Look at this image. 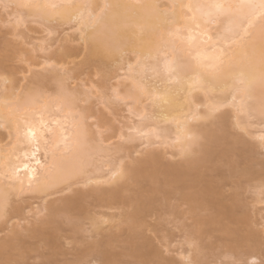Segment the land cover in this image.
Masks as SVG:
<instances>
[{
    "label": "bare ground",
    "instance_id": "obj_1",
    "mask_svg": "<svg viewBox=\"0 0 264 264\" xmlns=\"http://www.w3.org/2000/svg\"><path fill=\"white\" fill-rule=\"evenodd\" d=\"M3 2L10 5L70 2L77 6H99L96 9L97 12L103 5L110 3L147 6L129 7L124 10L123 25L118 34L112 37L111 49L88 52V58L85 61L86 64L103 63L107 66L108 75L110 74V66L115 65L118 70L124 72V75L119 76V78L122 77L130 83L128 90L118 101L128 100L131 102L132 106L129 105L130 113L138 120L137 124L123 126L125 135L131 130L134 137L125 144L140 142L141 147L146 149L145 156L136 160L138 163L131 178L126 180L127 183L136 184L138 190L131 198H124L123 192L126 190V183L122 186L119 178L110 180L111 173L103 171L106 166L98 158L91 173L93 181L88 187L92 184L96 186H91L92 189L89 194L77 193L70 200L63 197L43 209L48 212L46 225H49L52 233L59 231L61 229L60 224L64 221L68 224L71 223L69 225L73 233L81 231L80 223H76L73 217L86 213L83 207L85 197L97 200L100 206L108 210L118 204L132 205L134 207L132 213L125 214L126 224L133 238L128 254L140 261H146L150 257L149 254L140 244L134 242L133 236L139 235L137 227L143 225L142 217L151 212L152 203L155 201L151 194L163 191L160 186H153L152 188L149 186L151 183L154 185L153 182L160 181V179H163L162 182L164 181L165 190L172 189L182 199L192 203L193 209L209 205L217 207L219 213L230 214L234 212L235 200L232 203H225L215 199L216 196L213 195L216 194V188L211 181L212 179L207 177L205 173L207 170L220 172V167L226 166L229 176L232 177L233 173L238 170V164L250 160L256 153V148L246 141L240 142L231 137L229 133L231 124L228 114L214 124L206 118V113L214 104L211 97L225 94V81H229L227 88H231L230 78L232 76L239 75L241 72L259 75V56L257 55L255 60L247 58L245 50L248 46L233 43L234 63L231 67L226 66L221 70L222 78L215 81L216 86H210L207 89L198 86L194 81L202 80L203 77H213L211 59L221 46L217 42V29L220 27V21L224 18L221 16L216 19V22L209 23L210 9L190 12L187 6L189 4L239 3L240 0H3ZM17 8L26 9L29 18L36 14L35 9ZM75 11H83L87 16V9L80 7L77 9H58V23L62 26H71V29L77 32L80 26L76 25L74 28L73 22L69 20V16ZM8 14L9 17H15L17 20L20 17L14 11ZM20 19L23 21L22 16ZM260 27L257 25L252 29L254 38L259 36ZM161 37L165 41L174 43H171V46H161L158 43ZM78 39L80 40L79 34ZM227 46V43L224 44V47ZM66 50L73 52L72 48ZM127 53L133 55L131 60L125 59L124 55ZM44 60L42 65L51 67L52 58L47 57ZM166 60L174 62L171 65L173 71L177 67L175 61L189 63L191 70L187 74L172 75V71L166 67ZM129 65L133 67L129 69ZM62 69L54 71L51 78H38V83H43L48 79L55 80L57 85L56 97L51 98L43 94L42 97L22 100L18 105L13 101L6 106L7 100L12 98L13 86H8V84L0 81V129H4L10 139L7 144H2L3 141L0 140V174L3 172L14 173L12 180L0 182V193L7 195L8 207L12 203L13 197L18 198L27 195L41 197V200L44 201V199L46 200L49 196L57 193L44 186L45 162H51L53 145L59 142L61 137H71L77 124L84 126L85 116L79 110L82 94L70 90L69 85L64 83L58 74ZM29 72L32 71L29 70ZM61 81H63L62 87ZM145 103L148 105H144ZM239 104L240 99L238 98L237 105ZM230 108L235 113L234 118H239L242 126L252 125L244 112H238L237 107ZM89 119L87 118V122ZM207 122L210 124L207 125ZM217 125L224 129L223 134L218 132ZM260 128L261 130L257 129L255 133L250 134L254 135L255 138L259 137L264 133V126L261 125ZM29 129L33 134H28ZM117 136L119 137V134ZM118 140L120 142L119 138ZM157 140H160L161 144L167 148L176 149L177 155L183 159V163L169 165L168 168L162 169L159 166L160 157L151 150ZM104 144L108 145L109 140H105ZM124 147L118 149L116 147L113 150L121 152ZM37 161L40 163L38 164ZM25 164L28 165L27 168H25ZM108 165L112 166L110 163ZM238 173L245 178L255 174L250 166H246ZM36 177L41 178L39 182H36ZM30 181L32 182L31 186ZM102 183L112 187L109 189L98 187ZM145 184L146 186L148 184L150 189L147 190L148 187ZM93 221V229L99 232V225L101 223L102 226L104 222H98V219L95 220V218ZM223 230L228 232L226 228ZM45 233L41 226H37L29 231L28 236L31 238L39 237ZM233 233L236 234V230ZM252 234L249 233V237ZM253 236L255 235L253 234ZM106 237V241L101 240L88 245L86 251L89 252L88 256L93 257L92 264L117 263L115 262L116 255L111 250L112 243L117 237L114 234ZM53 239L52 241L47 240V242L49 241V245L54 247L56 238ZM243 240L246 241L248 238L243 236ZM26 244L24 236L17 232L11 240L0 244V260L10 258V254L14 251L18 252V256L22 259L24 257L22 254L25 253L19 252L21 249L25 250L26 253L35 249L34 245L33 248L25 249ZM251 253L250 260L252 257H256L254 252Z\"/></svg>",
    "mask_w": 264,
    "mask_h": 264
},
{
    "label": "rangeland",
    "instance_id": "obj_2",
    "mask_svg": "<svg viewBox=\"0 0 264 264\" xmlns=\"http://www.w3.org/2000/svg\"><path fill=\"white\" fill-rule=\"evenodd\" d=\"M10 9L6 11L0 7V75L8 77L10 81L7 83L8 86H13L11 82L13 77L24 79L26 77L25 70L28 72L31 70V80L38 83V78H51L54 71L63 68L61 72L57 73L64 80V83L69 85L70 90L82 94L79 110L84 116L87 115L88 119L91 117L88 120L89 124H92L93 119H98L101 125L111 123L117 128V135L121 125L126 127L133 123L137 124L138 120L130 113L131 102L128 100L118 101L119 98L121 100L130 84L124 78H119V76L124 75V72L118 70L115 65L110 66V74H107V83L104 85L107 95H101V98L97 99L99 90L90 92L96 76L95 66L91 68L90 76L87 70L89 64L85 63L88 52L81 47L78 32L72 30L71 26H62L57 22L55 35L47 37L48 40L55 42L51 44L47 52H42L40 49L46 39V29L31 17H27L26 9L17 7ZM12 11L16 12L18 16H22L23 21L20 17L18 20L15 17H9L8 13L11 14ZM57 45H62L64 50L72 48L73 55H61V50H58ZM21 55L26 57L23 64L18 62V57ZM47 57L52 58L51 67L42 65ZM124 57L131 60L133 55L127 53ZM38 84L46 96L56 97L57 85L55 80L48 79V81ZM29 86L31 87V84ZM113 90H116L121 96H115ZM144 105H148V103ZM132 109L134 110V108ZM226 111L231 124L229 128L231 137L240 142L246 141L256 148V153L252 157L248 154L251 159L240 162L237 167V172H239L246 166H250L255 173L254 175H248L245 178L234 172L231 177L226 166H219L220 172L207 170L205 173L207 177L212 179L211 181L216 188V194L213 195L216 196L215 199L225 203H232L235 200L234 212L230 214L219 213L217 207L209 205L193 209L192 203L182 199L172 189L167 188L168 190H165L163 179L157 181L158 183L153 182L156 185L149 184L151 188L160 186L165 192L151 194L155 198L151 212L142 217L143 225L137 227L139 235L133 236L134 242L140 244L150 256L146 261H140L128 254L133 238L126 224L125 214L132 213L134 208L132 205L118 204L108 210L100 206L97 200L85 197L83 207L86 213L73 217L76 223H80L81 231H77L78 234L73 233L71 223L69 225L64 221L60 224L61 229L55 231L56 234L53 232V234L49 225H46L48 212L43 209L63 198L62 193H54L44 201L41 200V197L27 195L18 198L13 197L7 216L0 219V244L11 240L18 232L24 236L27 243L25 249L33 248V245L35 249L29 252L27 249L28 253L23 249L18 250L25 253H21L22 256L24 255L22 259L18 256V252L14 251L10 254V258L0 260V262L3 264H8L9 261H18L19 264H92L93 257L88 256L89 252L86 251L88 245L101 240L106 241V236L114 234L117 239L113 241L111 250L116 255V264H153L154 261L161 260L166 261L167 264H182L183 259L188 257L190 253L202 260H216L218 262L224 259L226 260L225 264H233V262L235 264H249L251 252H254L264 264V227H262L264 226V199L261 198L259 190L261 180L264 179V152L260 148L259 141L250 134L255 133L257 129L261 130V124L257 119L251 123V126L246 125V133H241L239 130L233 131L232 124L236 121L235 113L232 112L231 108ZM209 124L207 122V125ZM95 127L94 125L93 128ZM7 134L4 129H0L2 144H7L10 141ZM118 138V136L111 138L112 144L115 145L114 149L125 147L121 152L113 150V155H122L125 160H137L145 156L146 149L141 147L140 142H130L129 144L122 142L120 144L121 141L118 142ZM119 144L121 147L117 146ZM151 150L160 157L159 166L162 169L168 168L169 165L183 163V159L177 155V150L163 146L160 140H157ZM136 152H141L142 155L137 156ZM100 159L106 166L104 167L103 162L101 163L104 167L103 171H109L111 166L108 165L107 160ZM125 183L126 190L123 192V197L131 198L138 187L136 184L127 183L126 180L121 181L120 184L123 186ZM91 186L95 187L96 185L92 184ZM91 186H81L77 193L89 194L92 189ZM98 187L109 189L112 186L102 183ZM93 218L98 219V222H104V224L102 222V226L100 223L99 232L93 229L94 226L92 227ZM37 226H41L46 233L39 237H29V231ZM225 228L228 232H224L223 229ZM234 230H236L237 235L233 233ZM249 233H253L255 236L252 234L249 237ZM50 234L56 238H54L56 241L54 247L49 245V241L47 242V240L52 241L53 239V237L51 239ZM243 236L248 240L244 241ZM193 244H195V248Z\"/></svg>",
    "mask_w": 264,
    "mask_h": 264
},
{
    "label": "snow or ice",
    "instance_id": "obj_3",
    "mask_svg": "<svg viewBox=\"0 0 264 264\" xmlns=\"http://www.w3.org/2000/svg\"><path fill=\"white\" fill-rule=\"evenodd\" d=\"M0 7H3L6 11L11 7H26L36 10V14L31 18L46 29V39L40 49L42 52H47L51 44L55 42L54 40H48L47 37L55 35V25L59 18L58 9H77L78 7L87 9V16H85L83 11H75L71 13L69 20L73 22L74 28L76 25L80 26L77 29L80 36L79 43L86 52H91L111 49L112 37L118 34L123 25L124 10L129 7L147 6L110 3L103 5L100 11L97 12L96 9L99 6H77L70 2L10 5L0 0ZM187 8L190 12L210 9L209 23L216 22L218 17L222 16L224 18L220 21V27L217 29V42L221 46L211 59L213 77H203L202 80L194 81L198 86L205 89L210 86H216L215 81L222 78L221 70L226 66L231 67L234 63L233 43L248 46L245 50L247 58L255 60L256 56H259V75L241 72L239 75L232 76L230 78L231 88H227L229 81H225V94L211 97L214 100V104L210 111L206 113V118L215 124L227 115L226 110L228 108L237 107V111L244 112L250 123H254L258 119L260 124L264 126V0H240L239 3H215L211 5L189 4ZM193 19H195V16H193ZM257 25L261 26L260 32L259 36L254 38L252 29ZM158 43L161 46H171V43L174 42L165 41L161 37ZM226 43L228 46L224 47ZM57 48L61 50V55H73V52L64 50L62 45H57ZM25 60L26 57L23 55L18 57V62L21 64ZM173 63V61L166 60V67L172 71V75L187 74L191 70L189 63L175 61L177 67L173 71L171 68ZM93 66H95L96 76L90 92L99 90L97 99H100L101 95H107L104 85L107 83L108 69L103 63L89 64L87 70L90 76ZM128 67L131 69L133 66L129 65ZM25 71L26 77L24 79L13 77L11 81L13 83L12 98L7 100L6 106L13 101L18 105L22 100H31L43 96L44 93L41 86L31 80L30 72ZM0 81L5 84L10 82L5 75H0ZM30 84L31 87L29 86ZM60 84L62 87L63 81ZM113 94L117 97L119 95L116 90H113ZM5 95H7V92H5ZM238 98L240 99L239 105H237ZM221 109H225V111H221ZM93 125H96V127L93 128ZM217 129L220 134H223L224 129L222 127L217 125ZM232 130L246 133L247 128L242 126L240 119L237 118L232 124ZM28 134H33L31 129H29ZM115 136H117V128L114 125L111 123L101 125L98 119H93L92 124H88L87 115H85L84 126L77 124L71 137H61L60 141L53 145L51 162L46 161L44 165L46 169V174L43 176L44 186L52 191L62 193L66 200H70L76 195L81 186L88 187L92 183L93 175L91 173L93 165L98 158H106L107 162L112 165L109 168L111 173L110 180H116L117 178L121 181L129 180L138 161L125 160L122 155H113L115 146L112 144L111 138ZM119 139L121 142L126 143L134 139V137L131 130L125 135L123 125H121L119 128ZM256 139L259 141L262 152H264V133L256 137ZM105 140H109L108 145L104 144ZM140 155L142 153L137 152V156ZM37 163L39 164L40 162L37 161ZM27 167L28 165L25 164V168ZM13 174L3 172L0 174V182L12 180ZM40 179V177L35 178L36 182H39ZM31 183L30 181V186ZM259 190L261 198L264 199V179L261 180ZM7 199V195L0 193V218H4L8 214ZM193 247H196L195 244H193ZM225 261L224 259L218 262L216 260H202L190 253L188 257L183 259L182 264H225ZM0 264H3V262H0ZM8 264H19V262L9 261ZM153 264H167V262L161 260L154 261Z\"/></svg>",
    "mask_w": 264,
    "mask_h": 264
},
{
    "label": "clouds",
    "instance_id": "obj_4",
    "mask_svg": "<svg viewBox=\"0 0 264 264\" xmlns=\"http://www.w3.org/2000/svg\"><path fill=\"white\" fill-rule=\"evenodd\" d=\"M249 264H262L261 260L258 259L257 257H252L251 261Z\"/></svg>",
    "mask_w": 264,
    "mask_h": 264
}]
</instances>
